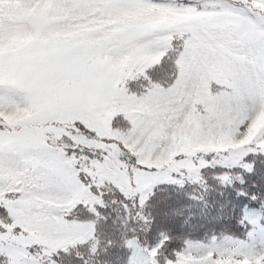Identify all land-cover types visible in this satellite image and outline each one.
I'll return each mask as SVG.
<instances>
[{
    "label": "snow or ice",
    "instance_id": "snow-or-ice-1",
    "mask_svg": "<svg viewBox=\"0 0 264 264\" xmlns=\"http://www.w3.org/2000/svg\"><path fill=\"white\" fill-rule=\"evenodd\" d=\"M264 156V0H0V264H264V231L149 242L161 180Z\"/></svg>",
    "mask_w": 264,
    "mask_h": 264
},
{
    "label": "trees",
    "instance_id": "trees-1",
    "mask_svg": "<svg viewBox=\"0 0 264 264\" xmlns=\"http://www.w3.org/2000/svg\"><path fill=\"white\" fill-rule=\"evenodd\" d=\"M247 163L251 171L238 167L228 182L223 169L208 165L199 182L185 178L182 184L159 182L146 205L151 217L149 242L157 243L167 233L174 245L185 240L210 241L225 237L245 238L264 231V156L254 155ZM124 264L127 253L117 250L111 257Z\"/></svg>",
    "mask_w": 264,
    "mask_h": 264
},
{
    "label": "rangeland",
    "instance_id": "rangeland-1",
    "mask_svg": "<svg viewBox=\"0 0 264 264\" xmlns=\"http://www.w3.org/2000/svg\"><path fill=\"white\" fill-rule=\"evenodd\" d=\"M209 165H211V164H209ZM160 182H169V181L165 179V180H161Z\"/></svg>",
    "mask_w": 264,
    "mask_h": 264
}]
</instances>
